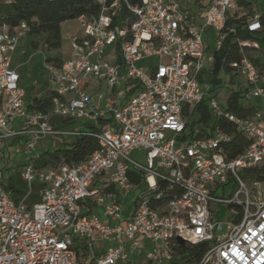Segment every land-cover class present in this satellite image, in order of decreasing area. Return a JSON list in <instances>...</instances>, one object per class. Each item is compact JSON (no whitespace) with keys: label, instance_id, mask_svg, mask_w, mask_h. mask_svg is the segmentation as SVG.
I'll return each instance as SVG.
<instances>
[{"label":"built area","instance_id":"2783aa9c","mask_svg":"<svg viewBox=\"0 0 264 264\" xmlns=\"http://www.w3.org/2000/svg\"><path fill=\"white\" fill-rule=\"evenodd\" d=\"M96 4L95 16L77 19L82 32L72 40L70 58L60 66L43 65L56 93L47 114L28 108L14 64L29 28L25 22L12 26L0 15V149L5 158L6 148L18 140L25 153L48 137L82 135L97 143L79 164L38 170L31 161L22 166L24 189L17 202L4 188L0 169V264H173L182 259L181 247L202 243L209 247L195 264H264V202H251L237 174L264 165V69L244 56L242 40L236 39L239 59L228 66L243 79L236 91L247 107L255 106L254 112L238 117L209 96L216 124L200 125L192 138L181 139L184 110L208 96L209 86L203 88L198 78L210 71L227 36L235 34L227 20L244 9L236 0ZM262 16L264 6L242 28L261 30ZM208 33L212 49L206 53ZM92 82H104L106 91L91 95ZM136 85L137 93L130 95ZM51 118L95 127L110 118L112 124L98 132L59 129ZM222 122L246 140L232 158L233 133ZM201 131L206 135L197 137ZM139 152L145 153L146 167L131 158ZM231 181L235 192L226 200ZM36 183L41 187L32 203ZM223 205L227 220L218 218L221 209L213 211ZM86 207L100 212L86 213Z\"/></svg>","mask_w":264,"mask_h":264},{"label":"trees","instance_id":"16d2710c","mask_svg":"<svg viewBox=\"0 0 264 264\" xmlns=\"http://www.w3.org/2000/svg\"><path fill=\"white\" fill-rule=\"evenodd\" d=\"M132 4H138L140 0H130ZM238 7L244 9V14L240 17L229 18L226 26L235 29V34H229L225 39L222 48L214 55L213 70L209 80V88L207 90V97L203 98L191 111L184 110V117L186 119V134H183L181 139L192 138L194 130L200 125L213 127L216 124L212 117L209 108V96L216 97L213 92L222 86V80L218 78L221 71L228 73L230 68L228 64L231 61L238 60L239 55L236 48V39L245 41H257L264 45V16L261 17V30L257 32H249L242 28L246 21L251 18L253 13V6L251 2L244 0H236ZM98 12L96 0H15L10 5H3L0 3V15L3 20L10 25H16L25 22L29 28L26 39L23 40V45L18 47L15 57L19 52L22 54L19 60H26L27 55L32 51L28 48L27 41L32 44L31 37L44 36V42L50 50H57L61 48V24L66 21L77 20L80 16H95ZM36 46L33 45V49ZM14 57V64H15ZM48 61H56L48 60ZM258 66L259 62L254 61ZM61 62L57 61V66ZM264 67V64L262 65ZM42 73L37 72L34 76L36 83L33 87L25 88L22 83L21 86L25 90L27 106L32 111H38L47 114L51 110V101L56 94L50 89L49 96L46 98H37L38 91L48 88L46 80H40ZM22 78V77H20ZM200 79V78H198ZM139 86L136 85L131 91L130 95L137 93ZM31 92L33 95H31ZM35 94V95H34ZM255 106L247 107V103L243 102V95L240 91L233 92L227 99L226 110L235 114L238 117H248L254 112ZM50 123L56 128H80L84 131L98 132L106 127L111 126L112 120L110 118L99 120L98 126H92L85 123H78L71 119L51 118ZM221 127L226 131L233 133L234 143L231 146L232 151L229 156L235 157L242 152L246 145V140L237 133L234 127L226 122L221 123ZM206 135L204 132L197 134V137ZM97 149L96 141L88 136L70 137V142L62 143L56 147L52 152H45L38 156V158L31 160L35 169H43L47 167H56L60 164L73 165L79 164L86 160V158ZM21 168V167H20ZM16 168L13 175L4 177V188L10 192L12 199L17 202L23 194L24 185L20 179V172ZM132 175L133 183L140 185V178L134 172H129ZM247 177L252 178L253 181L264 184V165L249 170L246 172ZM41 185L36 183L34 185V193L30 198L32 203L38 200V191ZM109 190H113L109 188ZM168 195V192L166 193ZM89 213V211L87 212ZM208 243H202L195 247L183 246L181 247L182 259L179 263L173 264H195L204 252L208 249ZM79 254L84 255V247L79 244Z\"/></svg>","mask_w":264,"mask_h":264},{"label":"rangeland","instance_id":"374dc122","mask_svg":"<svg viewBox=\"0 0 264 264\" xmlns=\"http://www.w3.org/2000/svg\"><path fill=\"white\" fill-rule=\"evenodd\" d=\"M246 2H251L255 4H259L261 0H244ZM258 7L255 6L253 8V13H258ZM61 48L57 50H50L47 45L44 42V36H38V37H31L30 44L27 41L28 48L32 49V51L27 55L26 60H19L20 56L22 55L19 52L17 53L15 57V65L18 68L19 74L21 78V83L25 88H30L34 86L35 81V75L37 72L41 71L42 75L40 77V80H46L48 84V88L38 91L36 94L37 98H46L49 96V91L55 89V85L50 82L47 72L44 68V63H50L54 66H57V61L63 62L67 60L69 55L71 54L72 48L71 43L72 40L79 36L82 32V26L78 22V20H71L66 21L61 24ZM26 39V36L21 40V45H23V40ZM243 45V51L244 56L250 60L259 62V65H261V69H264L262 66L264 64V45H261L257 41H245L242 40ZM33 45L36 46L35 49H33ZM56 61H48L53 60ZM109 61V60H108ZM154 63L156 60H152L150 62H143L139 64V66H145L147 63ZM213 70V67H212ZM211 71L207 73L209 76ZM218 78L222 80V86L213 92L215 94V99L217 100V103L221 108H226L227 106V99L228 97L237 90L236 88V82L239 80L242 82V78H240L238 75L234 74V72L229 71L228 73H225L224 71H221L218 74ZM96 85V83H95ZM102 91H105L106 85L104 82L101 83ZM31 95L32 92H31ZM35 95V94H34ZM186 120V119H185ZM70 142L69 137H48L45 139L40 140V142L36 145L35 151L32 153H25V148L21 144V141L18 140L15 143H13L11 146L6 148V155L8 158H5L3 151L0 149V169L3 172L4 177H9L12 172L16 168H20L29 162L31 160L36 159L39 155L45 153V152H52L56 147H58L62 143H68ZM16 147L19 148L20 153L16 154L15 149ZM131 158L138 163L139 165L146 167V156L144 152H139L138 154L133 153L131 155ZM20 170V169H18ZM238 176L245 182V185L247 187V190L249 192V197L251 202L254 204H258L261 202H264V184L255 182L252 180V178L247 177L246 172L237 170ZM235 192V188L233 187V181L230 182V184L226 187V193H225V199L228 200L230 196H232ZM219 209L222 211L218 214L219 219H229L230 216H228L227 207L226 205L219 207H215L213 211L217 212ZM95 213H99L100 210L95 209ZM227 215V216H226ZM82 253V252H81ZM81 257V255H80ZM82 258V257H81Z\"/></svg>","mask_w":264,"mask_h":264},{"label":"crops","instance_id":"0c3cea01","mask_svg":"<svg viewBox=\"0 0 264 264\" xmlns=\"http://www.w3.org/2000/svg\"><path fill=\"white\" fill-rule=\"evenodd\" d=\"M252 6H253V8L255 6H257L258 7V10L260 11L262 9V7L264 6V0H261L259 2V4L252 3ZM209 37H210V33L207 34L206 53H208L212 49V43H211V40L209 39ZM69 58H70V55H69V57L67 59H69ZM213 65H214V59H213V62L211 64L210 71L212 70ZM207 73H208L207 71L206 72H202L200 74V76H199V78H200L199 79V82L201 83V85H202L203 88H205L206 86H209V83L208 82L210 80L211 72H210L209 76L207 75ZM101 87H102L101 84H96L95 85V83L92 82L88 86V91L90 92L91 95H95L96 93H99V92H105L106 89H105V91H102V88ZM208 88H206V91L208 90ZM88 211L95 213L94 212L95 211V208H88V207H86V213Z\"/></svg>","mask_w":264,"mask_h":264},{"label":"water","instance_id":"95a60500","mask_svg":"<svg viewBox=\"0 0 264 264\" xmlns=\"http://www.w3.org/2000/svg\"><path fill=\"white\" fill-rule=\"evenodd\" d=\"M178 242H179V244H180L181 246L184 245V241H183L182 239L178 238Z\"/></svg>","mask_w":264,"mask_h":264}]
</instances>
